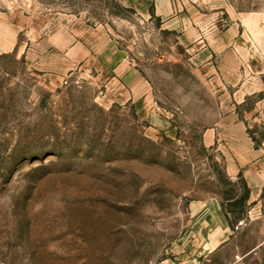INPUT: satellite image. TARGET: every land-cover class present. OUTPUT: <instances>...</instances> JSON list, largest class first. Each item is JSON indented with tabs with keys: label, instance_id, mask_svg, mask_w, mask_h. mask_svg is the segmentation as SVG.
Here are the masks:
<instances>
[{
	"label": "rangeland",
	"instance_id": "1",
	"mask_svg": "<svg viewBox=\"0 0 264 264\" xmlns=\"http://www.w3.org/2000/svg\"><path fill=\"white\" fill-rule=\"evenodd\" d=\"M236 21L261 40L245 57L264 66V0H0V37L17 39L0 48V264H264V247L240 256L263 219L240 250L208 253L192 218L212 170L226 197L237 189L204 136L237 82L232 58L218 67ZM99 54L137 69L144 95L128 100L136 88ZM261 95L241 105L259 142Z\"/></svg>",
	"mask_w": 264,
	"mask_h": 264
},
{
	"label": "crops",
	"instance_id": "2",
	"mask_svg": "<svg viewBox=\"0 0 264 264\" xmlns=\"http://www.w3.org/2000/svg\"><path fill=\"white\" fill-rule=\"evenodd\" d=\"M242 25L243 23L240 21L233 23L231 41L228 40V43L226 42L222 45L221 50L218 52L222 51V54L218 56L221 58V65L218 66L219 69H222V73H226V68L230 69L228 59L232 58L233 68L231 69L233 80H237L236 83H232L231 89L227 87L221 89V92H224V103H228L226 104L228 106L227 112L216 126L212 129H207L204 134L207 141L206 146H214L222 154L224 159L223 171L226 173V178L230 179L237 189L232 198L226 197V187L218 179L217 173L212 170L210 178L215 184L216 189L205 190L192 203V218L196 221L194 227L200 234V237L197 239L198 241L200 240V247L208 253L224 247L231 242H234L235 246L240 250L242 248L238 240L240 235L246 229L248 230L253 221L257 219H263L264 221V139L261 140L260 144L256 143L244 122L248 118L249 112L245 110L247 114L244 115L241 109V105L252 95L262 93L254 103V107H252L250 113H252L251 115L255 120L264 125V66L261 67L254 63L256 59H254V55L250 54V56L245 57V47L242 44L246 45L249 53L254 49L259 50L262 45L259 43L261 40H257L252 34L247 33L245 36L241 29ZM8 29V31H11V27ZM225 37H228L227 33ZM242 37L247 41L246 43L242 41ZM16 44V38L12 39L11 36H8V38L0 37V48L2 51L13 50ZM77 47V45L72 47L68 53L69 57H71L69 60L73 63L76 61L74 51ZM199 51L198 54L203 56V50ZM225 59L227 60V64ZM103 60L106 63L105 66L113 65V62L109 59L106 60V57ZM262 60L264 61V59ZM115 65L117 66L114 68L112 66L111 70L114 77L118 78L117 80L121 84V89L126 86L136 88L137 93L135 95L130 94L128 100H132L137 96H143L144 79L139 71L127 63L119 64L118 61ZM198 65L204 70L209 69L210 66L209 64L206 65L205 61ZM222 84L224 86L230 85L228 83ZM155 118L159 122L158 127L161 129L165 128L163 119L160 117ZM243 182L249 188V196L244 203L246 211L242 216L237 218V223L232 225L231 219L236 218L237 212L236 209L235 212H229L227 206L229 202L238 199L243 194ZM262 247H264V238L254 244L248 245L246 247L247 250L244 253H240V256L242 254V256L246 257L252 253H257Z\"/></svg>",
	"mask_w": 264,
	"mask_h": 264
},
{
	"label": "trees",
	"instance_id": "3",
	"mask_svg": "<svg viewBox=\"0 0 264 264\" xmlns=\"http://www.w3.org/2000/svg\"><path fill=\"white\" fill-rule=\"evenodd\" d=\"M250 134L253 137V139L256 141V143L260 144L259 140L253 135V133L251 131H250ZM232 185H235V184H232ZM243 189H244V192L238 199L228 203L227 208H228L229 212H235V207H237L239 205L244 207V203L249 196V188L245 182H243ZM230 198H232V195L230 196ZM242 215H243V213L239 214L238 216L236 215V217H240Z\"/></svg>",
	"mask_w": 264,
	"mask_h": 264
}]
</instances>
